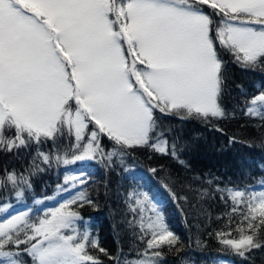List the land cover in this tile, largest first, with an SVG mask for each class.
I'll return each mask as SVG.
<instances>
[{"label": "snow or ice", "instance_id": "6c2138e0", "mask_svg": "<svg viewBox=\"0 0 264 264\" xmlns=\"http://www.w3.org/2000/svg\"><path fill=\"white\" fill-rule=\"evenodd\" d=\"M217 43L243 68L264 66V0H0V151L71 139L68 165L103 157L106 136L124 154L163 152L154 142L157 112L202 123L226 116ZM250 103L246 115L264 114V91ZM0 178L21 196L15 174L0 170ZM77 202L93 203L81 191L30 230L18 226L27 213L0 222V264H28L24 256L31 264H99L85 251L97 239L88 227L77 231L82 218L65 210ZM257 205L264 214V191L247 207L254 213ZM148 227L158 229L146 241L152 257L161 255L157 240H178L163 216ZM222 243L242 259L264 247L252 235Z\"/></svg>", "mask_w": 264, "mask_h": 264}, {"label": "trees", "instance_id": "16d2710c", "mask_svg": "<svg viewBox=\"0 0 264 264\" xmlns=\"http://www.w3.org/2000/svg\"><path fill=\"white\" fill-rule=\"evenodd\" d=\"M217 48L223 61L225 117L202 123L157 112L154 142L163 152L137 147L124 154L106 136L101 137L103 157L96 154L68 165L63 159H72L71 139L61 138L58 148L48 141L0 151V170L15 174L21 192L16 197L12 182L0 178V222L27 213L28 223L38 225L47 209L83 191L93 203L77 202L65 210L78 212V230L88 227L97 239L98 247L85 251L99 264L150 259L159 264H264V247L242 259L222 243L247 235L264 243V214L258 205L254 213L247 207L253 193L264 191V114H245L251 98L264 91V66L243 68L219 43ZM3 143L0 138V147ZM108 153H113L110 160ZM236 190L244 196L237 197ZM156 211L178 240H157L155 250L161 255L152 257L153 249H145L158 231L148 227L157 223ZM22 259L31 264L29 257Z\"/></svg>", "mask_w": 264, "mask_h": 264}, {"label": "rangeland", "instance_id": "374dc122", "mask_svg": "<svg viewBox=\"0 0 264 264\" xmlns=\"http://www.w3.org/2000/svg\"><path fill=\"white\" fill-rule=\"evenodd\" d=\"M58 207H59V206H58ZM160 212H161V210H160ZM160 212H159V213H160ZM156 213H158V211H156ZM159 213L157 214L158 216H159ZM18 215H20V214H18ZM160 216H161V214H160ZM11 218H12V217H11ZM11 218H10V219H11ZM30 225H31V223H28V217H27V214H26V215H23L21 221L18 222V226L21 228V230L26 229V228L29 227ZM76 227H77V223H76ZM78 229H80V228L77 227V231H79ZM0 258H3V257H0Z\"/></svg>", "mask_w": 264, "mask_h": 264}]
</instances>
